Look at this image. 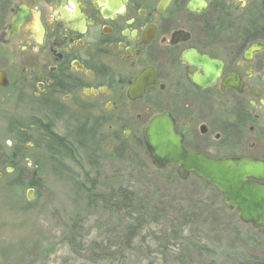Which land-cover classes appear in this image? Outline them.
Returning a JSON list of instances; mask_svg holds the SVG:
<instances>
[{"label": "flooded vegetation", "instance_id": "1", "mask_svg": "<svg viewBox=\"0 0 264 264\" xmlns=\"http://www.w3.org/2000/svg\"><path fill=\"white\" fill-rule=\"evenodd\" d=\"M1 17V98L30 114L9 120V165L26 139L68 170L91 148L117 161L156 113L187 151L264 160V0H2Z\"/></svg>", "mask_w": 264, "mask_h": 264}, {"label": "rangeland", "instance_id": "2", "mask_svg": "<svg viewBox=\"0 0 264 264\" xmlns=\"http://www.w3.org/2000/svg\"><path fill=\"white\" fill-rule=\"evenodd\" d=\"M2 95L0 264L264 262L263 229L241 222L197 176L181 179L174 167H155L142 143L107 163L91 148L81 171L68 170V161H53L26 139L20 146H29V155L9 165V120L23 118L27 130L30 114L23 107L15 114Z\"/></svg>", "mask_w": 264, "mask_h": 264}, {"label": "water", "instance_id": "3", "mask_svg": "<svg viewBox=\"0 0 264 264\" xmlns=\"http://www.w3.org/2000/svg\"><path fill=\"white\" fill-rule=\"evenodd\" d=\"M3 79L0 72V85ZM142 136L157 168L177 166L181 179L195 173L220 192L226 207L234 210L241 222L255 229L264 228V160L214 159L187 151L174 120L166 113L154 114L144 126ZM27 197L32 199V189Z\"/></svg>", "mask_w": 264, "mask_h": 264}, {"label": "trees", "instance_id": "4", "mask_svg": "<svg viewBox=\"0 0 264 264\" xmlns=\"http://www.w3.org/2000/svg\"><path fill=\"white\" fill-rule=\"evenodd\" d=\"M1 1V3H2V0H0ZM94 187V186H93ZM123 196H124V198L126 199V200H128L127 199V197H126V193H123ZM259 264H264V262H261V263H259Z\"/></svg>", "mask_w": 264, "mask_h": 264}]
</instances>
